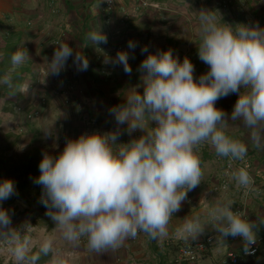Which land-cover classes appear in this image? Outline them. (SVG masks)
I'll use <instances>...</instances> for the list:
<instances>
[{
  "label": "clouds",
  "instance_id": "clouds-1",
  "mask_svg": "<svg viewBox=\"0 0 264 264\" xmlns=\"http://www.w3.org/2000/svg\"><path fill=\"white\" fill-rule=\"evenodd\" d=\"M197 13L198 58L209 71L197 80L188 57L180 62L171 50L149 53L137 69L140 83L126 91L124 104L109 109L115 130L81 134L67 139L58 156L43 154L40 175L33 182L42 186L40 203L55 224L53 234L38 235L37 226L28 220L14 227L9 210L0 207V256L11 264H38L41 257H50L48 264H71L82 242L99 255L116 251L141 233L163 247L170 236L193 243L206 229L216 234L218 244L228 237L242 238L244 254L255 255L252 246L264 228V215L250 219L227 195H202L199 212L172 230L174 214L188 192L204 181L202 145L227 160L225 175L237 192H261L249 169L237 164L246 160L249 144L264 151V28L225 22L219 10L202 8ZM87 39L98 46L108 38L96 23ZM136 47V42H128L129 49ZM141 52H148L147 46ZM70 57L77 71L88 70V58L80 51L73 54L66 42L47 62V76H59ZM29 59L28 50L18 48L0 76V85L15 89L13 95L30 91L29 82L13 83V74ZM129 59L128 51H118L115 58L105 56L104 63L122 65L130 75ZM233 93L238 98L229 117L216 102ZM236 122H242L247 142L230 134ZM136 130L143 134L117 143L125 131L131 136ZM43 131L45 138H56L54 129ZM15 194L13 180L0 182V202Z\"/></svg>",
  "mask_w": 264,
  "mask_h": 264
},
{
  "label": "crops",
  "instance_id": "crops-1",
  "mask_svg": "<svg viewBox=\"0 0 264 264\" xmlns=\"http://www.w3.org/2000/svg\"><path fill=\"white\" fill-rule=\"evenodd\" d=\"M202 8L219 10L223 20L233 25L258 23L264 28V0H111V3L106 0H0V58L3 47L8 44L17 49L25 47L30 56L25 64L36 65L34 75L45 78V88L35 86L46 98V103L39 108L42 118L38 135L33 131L29 133L24 151L36 148L40 156L45 152L58 156L67 139L115 130L117 124L109 109L124 104L126 91L140 83L141 73L137 69L149 53L171 50L180 62L185 57L191 60L195 79L207 73L209 67L198 58L196 45L197 12ZM96 23L107 35L106 44L92 45L87 39ZM9 37H12L11 42L7 43ZM130 40L137 44L134 51L128 48ZM66 42L73 48V54L80 51L88 58V70L77 71L70 57L59 76H47V62L55 48ZM144 46L148 52L142 53ZM118 51L129 52L130 75L123 71L122 65L104 63L105 56L115 58ZM138 91L142 93L143 88ZM237 98L238 93L230 94L218 100L216 107L230 117ZM119 127L126 129L127 125ZM45 128L54 129L56 138H45ZM142 134L136 130L129 136L125 131L117 143H127ZM230 134L246 141L247 133L242 122L234 123ZM60 137L65 139L62 145L59 144ZM199 154L203 161L204 181L188 192L181 210L174 214L172 230L186 216L199 212L202 195L208 198L227 195L235 199L234 208H245L252 220L257 215H264V151L249 144L250 172L261 192L259 196L252 194L245 199L235 190L234 183L226 192L210 190L222 179L225 159L217 157L207 145L201 146ZM38 219L35 216L31 221L34 224ZM43 227L46 235L53 234ZM215 235L211 229H206L205 235L195 241L214 237L213 245L196 264H223L229 253L239 255L237 264H264V228L258 233V238L262 239L261 249L252 258L240 255L242 240H226L225 244H218ZM193 243L170 236L161 247L141 233L116 251L97 255L89 252L86 243L82 242L71 264H174L177 251ZM57 247L65 250L63 242L58 241ZM49 259L47 257L41 264H48Z\"/></svg>",
  "mask_w": 264,
  "mask_h": 264
},
{
  "label": "trees",
  "instance_id": "trees-1",
  "mask_svg": "<svg viewBox=\"0 0 264 264\" xmlns=\"http://www.w3.org/2000/svg\"><path fill=\"white\" fill-rule=\"evenodd\" d=\"M10 38L12 37H9L6 40L7 43L11 42ZM16 50L17 47L10 44L3 47L0 58V76H2L10 67V57ZM35 68L36 65H32V63H26L21 66L17 70V73L13 74V83L14 85H19L25 82L31 83L30 91L32 89L37 91L35 98L36 101L31 99L32 93L30 91L27 95L18 92L13 95L15 89H9L6 85H0V139L4 140L0 143V153H2V150L5 152L0 155V157H3L0 159V182L4 179H11L14 181L16 189V194L11 198L0 202V207L9 210L12 220L23 218L26 215H36L39 219L34 224L44 225L49 230H52L55 227V224L45 215L47 209L40 203L42 186L33 182L34 179L38 178L40 175L39 163L43 156H40L36 148L26 152L24 151V146H18V143L22 140V135L26 134L25 132L27 131H25V128L29 124V120L26 118L28 114L26 111L32 107H34L35 110H38L44 104V99L39 98L40 93L35 86H43L44 83L42 82L45 81V78L39 79L38 76L34 75ZM43 87L45 88V86ZM23 105H25V107L22 109L21 106ZM29 133L31 132L29 131L28 134ZM12 138L14 139L12 144L16 147V152H19L20 149H22V154L18 156L21 164L18 167H10L11 174L8 172L5 177L3 174L5 172L3 167L6 163L4 157L9 158L10 161L13 158V156H10L11 154L9 155V151L14 148H9V140ZM7 152L8 154H6ZM21 201L22 208L16 204ZM46 259L47 257H41L38 264L43 263Z\"/></svg>",
  "mask_w": 264,
  "mask_h": 264
},
{
  "label": "built area",
  "instance_id": "built-area-1",
  "mask_svg": "<svg viewBox=\"0 0 264 264\" xmlns=\"http://www.w3.org/2000/svg\"><path fill=\"white\" fill-rule=\"evenodd\" d=\"M33 113L27 114V117L31 118L32 115L37 114V112H33ZM64 143H65V139L63 137H60L59 138V144L62 145ZM237 166H244V167L248 168L250 171V163L248 160V156L246 157V160L244 162H238ZM228 170L229 169H228L227 160L225 159L222 179L217 184H215V186L213 187V191H215V192H219V191L220 192H226V191H228L231 184L234 183L233 181L230 180V178L228 176L225 175V172ZM239 194H240L242 199H245L246 197L250 196V195L245 196L243 190L239 191ZM227 240L236 241V240H242V238H240V237H236V238L228 237ZM213 243H214V237L208 236L202 241L195 242V243L190 244L188 246H184L177 251V254L175 256L173 263L174 264H196L207 253L208 249L213 245ZM261 246H262V239L258 238V243L256 245L252 246L255 249V255H245L243 248L241 250L240 255H242L244 257H248V258L255 257L259 253ZM189 251H191L193 253V255H191V256L186 255V253ZM238 261H239V255L229 253L225 257V259L222 261V263L223 264H237Z\"/></svg>",
  "mask_w": 264,
  "mask_h": 264
},
{
  "label": "rangeland",
  "instance_id": "rangeland-1",
  "mask_svg": "<svg viewBox=\"0 0 264 264\" xmlns=\"http://www.w3.org/2000/svg\"><path fill=\"white\" fill-rule=\"evenodd\" d=\"M30 92L32 93L31 94V96H32L31 99H33L34 101H36L35 98H36V92L37 91H35V89H32ZM39 98L40 99L43 98L44 99V104L46 103L45 96H43L42 94H39ZM25 105L21 106V108L23 109L25 107ZM34 110H35V108L32 107V108H29L28 111H26L28 114L29 113H33V112H37V114L32 115L31 118L26 117L29 120V122H28L29 124L27 123L28 125L26 124L27 126L25 128V131H27V132H25L26 134H23L22 135V140H21V142L18 143V146L21 145V146H24L25 147V144H26V142H28V139L30 137V135L28 134L29 131L30 132L31 131L36 132V134L38 132V129H39V126H40L39 125L40 124V120L42 118V116H41V112L42 111H40V109L35 110V111ZM23 130H24V127H23ZM60 135H62V134H59L58 136H60ZM13 140H14L13 138L10 139L9 140L10 141V143H9L10 145L8 144L9 145V148L14 147L13 149H11L9 151L10 152L9 155L11 154L10 156H13V158L10 161L9 158L4 157V160H6V163L4 164V167H3L4 170H5V172L3 174L5 175V177H6V175H7L8 172L11 174V171H10L11 168L10 167H12V166L18 167L21 164L18 156L22 154L21 153L22 152V149H20L19 152H16V150H15L16 147L14 146V144H12V142H14ZM3 141H4L3 139H0V143L3 142ZM21 143H23V145ZM4 153L5 152L2 150V153H0V155L1 154H4ZM6 154H8V152ZM2 158L3 157H0V159H2ZM16 204L22 208V201L21 202H17ZM35 216L36 215H26L25 217H23L22 220L20 218L17 219V220H12V224H13L14 227H19L22 223H24L26 220H28V221L31 222L32 225H34L32 223V221H31V218H35ZM34 226H37V234L38 235H41V236H45L46 235L45 230H44L45 228L43 227L44 225H38V224H36ZM0 264H11V262H10V260L7 257L0 256Z\"/></svg>",
  "mask_w": 264,
  "mask_h": 264
}]
</instances>
